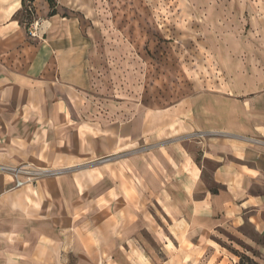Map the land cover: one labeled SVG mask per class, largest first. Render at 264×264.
I'll return each instance as SVG.
<instances>
[{
    "label": "crops",
    "instance_id": "0c3cea01",
    "mask_svg": "<svg viewBox=\"0 0 264 264\" xmlns=\"http://www.w3.org/2000/svg\"><path fill=\"white\" fill-rule=\"evenodd\" d=\"M41 1L32 42L11 19L21 0L8 2L0 30V163L58 173L13 188L0 172V264H57V256L98 264L121 235L135 238L139 213L153 211L176 239L210 244L222 227L264 252V107L204 92L155 110L118 96L115 85L97 88L89 36ZM172 135L177 141L152 148ZM105 214L110 246L98 226Z\"/></svg>",
    "mask_w": 264,
    "mask_h": 264
},
{
    "label": "rangeland",
    "instance_id": "374dc122",
    "mask_svg": "<svg viewBox=\"0 0 264 264\" xmlns=\"http://www.w3.org/2000/svg\"><path fill=\"white\" fill-rule=\"evenodd\" d=\"M10 1L0 0V30L9 19ZM39 3L34 0L30 9L21 5L11 18L28 42L36 38L29 27L40 21ZM56 14L74 19L89 36L97 88L115 85L118 96L140 99L155 110L204 92L245 97L252 108L264 107V0H56ZM176 136L155 140L152 148L175 142ZM183 141H189L185 134ZM150 214L139 213L135 238L121 235L113 254L98 264H132V256H158V264H228L214 256H233L232 264H264L263 251L222 227L209 238L213 243L198 244L185 233L172 237L158 213ZM128 217L120 213V226ZM108 218L105 214L98 226L110 246L115 230ZM144 220L150 228L143 227ZM57 259L79 264L78 256Z\"/></svg>",
    "mask_w": 264,
    "mask_h": 264
},
{
    "label": "built area",
    "instance_id": "2783aa9c",
    "mask_svg": "<svg viewBox=\"0 0 264 264\" xmlns=\"http://www.w3.org/2000/svg\"><path fill=\"white\" fill-rule=\"evenodd\" d=\"M41 29L39 20H34L29 27V33L32 37H38ZM0 172L8 174L12 177L13 188L22 187L24 185L34 186L38 180L58 173V170H50L47 168L32 167L27 165H8L0 163Z\"/></svg>",
    "mask_w": 264,
    "mask_h": 264
},
{
    "label": "trees",
    "instance_id": "16d2710c",
    "mask_svg": "<svg viewBox=\"0 0 264 264\" xmlns=\"http://www.w3.org/2000/svg\"><path fill=\"white\" fill-rule=\"evenodd\" d=\"M48 3L49 6V16L55 15L56 14V0H45ZM34 0H21V5L22 8L27 9L31 8L30 4H32Z\"/></svg>",
    "mask_w": 264,
    "mask_h": 264
}]
</instances>
